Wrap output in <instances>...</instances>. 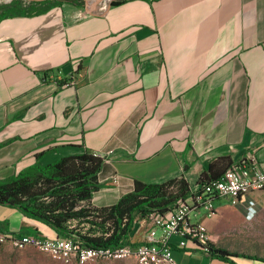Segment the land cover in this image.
<instances>
[{
	"label": "crops",
	"instance_id": "crops-1",
	"mask_svg": "<svg viewBox=\"0 0 264 264\" xmlns=\"http://www.w3.org/2000/svg\"><path fill=\"white\" fill-rule=\"evenodd\" d=\"M105 3L0 17V180L84 149L103 159L88 205L104 207L134 180L181 177L192 191L220 158L264 170V0ZM0 231L56 237L4 205ZM143 237L137 220L130 241Z\"/></svg>",
	"mask_w": 264,
	"mask_h": 264
},
{
	"label": "trees",
	"instance_id": "trees-1",
	"mask_svg": "<svg viewBox=\"0 0 264 264\" xmlns=\"http://www.w3.org/2000/svg\"><path fill=\"white\" fill-rule=\"evenodd\" d=\"M61 1L12 0L0 6V17L22 15L37 9L31 3L49 7ZM71 1L84 3L82 0ZM121 1L111 0L110 5ZM102 162L100 156L84 149L49 163L35 162L0 180V205L13 208L23 217L43 224L56 237L78 240L93 249H114L137 244L130 241L137 220L147 217L149 213L162 214L177 202L191 196L187 183L181 177L163 182L134 180L131 190L121 195L112 205L91 207L88 201L99 187L98 173ZM233 164L226 158L210 162L199 175L198 184L218 178ZM196 250L199 251V248ZM240 255L264 261L254 256L231 253L210 244L209 256L228 264H235L233 257Z\"/></svg>",
	"mask_w": 264,
	"mask_h": 264
},
{
	"label": "built area",
	"instance_id": "built-area-1",
	"mask_svg": "<svg viewBox=\"0 0 264 264\" xmlns=\"http://www.w3.org/2000/svg\"><path fill=\"white\" fill-rule=\"evenodd\" d=\"M263 190L264 170L240 161L218 178L199 183L191 191V196L177 202L164 213H149L138 220L144 229V237L135 245L93 249L71 238H45L32 234L12 236L1 231L0 244H8L16 250L32 247L51 259L74 260L77 264L126 255L132 256L135 264H175L170 254L172 243L169 242L173 235L181 238L175 247L185 254L198 248L205 255L210 253L209 232L199 220H192L195 214L211 217L216 212L214 201L217 198H228L235 205L240 203V199ZM246 204L250 210L254 204L253 198L247 200Z\"/></svg>",
	"mask_w": 264,
	"mask_h": 264
},
{
	"label": "rangeland",
	"instance_id": "rangeland-1",
	"mask_svg": "<svg viewBox=\"0 0 264 264\" xmlns=\"http://www.w3.org/2000/svg\"><path fill=\"white\" fill-rule=\"evenodd\" d=\"M10 1L12 0H0V6ZM253 200V207L249 210L243 202L242 204L233 205L228 198H221L216 202L218 207L216 206V212L213 216L202 217L205 220L211 221L210 223H213L212 233H209V237L210 243L214 247L224 249L231 253L264 259V191L254 194ZM82 226L86 227L85 225ZM179 240H181L180 237L173 235L169 239V242L176 246ZM182 240L185 239L182 238ZM238 261H241L243 264H264L262 260L251 259L242 255L234 258L235 264H239ZM216 263L226 264L222 260L214 258L213 264ZM0 264L77 263L74 260L51 259L47 255L28 246L16 250L8 244H0ZM84 264H135V262L132 256L126 255L96 259Z\"/></svg>",
	"mask_w": 264,
	"mask_h": 264
},
{
	"label": "water",
	"instance_id": "water-1",
	"mask_svg": "<svg viewBox=\"0 0 264 264\" xmlns=\"http://www.w3.org/2000/svg\"><path fill=\"white\" fill-rule=\"evenodd\" d=\"M86 5H87V8L89 9L90 12L92 13H96V11L93 9V7L89 4V0H83ZM110 5V0H106V3L104 5V8L108 7ZM99 13V11H98Z\"/></svg>",
	"mask_w": 264,
	"mask_h": 264
}]
</instances>
